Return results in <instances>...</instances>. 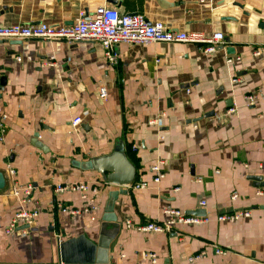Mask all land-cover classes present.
I'll list each match as a JSON object with an SVG mask.
<instances>
[{
    "label": "crops",
    "instance_id": "1",
    "mask_svg": "<svg viewBox=\"0 0 264 264\" xmlns=\"http://www.w3.org/2000/svg\"><path fill=\"white\" fill-rule=\"evenodd\" d=\"M100 6L173 31L221 32L224 41L212 54L189 43H120L114 62L97 43L0 42V264H62V244L98 241L109 192L118 188L99 185L94 215L74 217L58 205L81 208L80 195L55 186L102 182L75 162L109 155L118 141L136 168L134 183L149 187L118 196L110 264H264V197L256 195L264 188L249 180L264 175V54L253 56L264 47V0H0V27L70 25ZM159 161L165 175L154 185L150 168ZM29 183L34 190L21 202L13 188ZM167 209L204 210L207 221L171 234L133 229L166 221ZM230 209L250 216L218 221ZM21 210L38 217L7 233Z\"/></svg>",
    "mask_w": 264,
    "mask_h": 264
},
{
    "label": "built area",
    "instance_id": "2",
    "mask_svg": "<svg viewBox=\"0 0 264 264\" xmlns=\"http://www.w3.org/2000/svg\"><path fill=\"white\" fill-rule=\"evenodd\" d=\"M41 39L46 41H62L69 44H77L82 42L97 43L104 51V55L109 62L115 61L114 48L120 43L126 44H152V43H189L199 46L204 54H212L223 43L224 35L221 32H213L205 35L199 32H180L168 29L161 23H148L140 14H120L117 10L100 6L94 10L90 16H85L83 12L70 25H48L45 23L35 24H15L8 27H0V42L14 40H29ZM264 54V47H258L253 50V56L259 57ZM232 58L227 57L226 64L230 65ZM239 79H233L232 82H237ZM102 99L106 98L105 90H100L99 93ZM247 106L255 104V98L252 95L246 96ZM235 109L230 108L228 113H234ZM81 123L80 118H75L72 121L73 126ZM163 162L159 161L150 168L152 173V183L158 185L164 178L162 169ZM10 175L13 178L14 170H10ZM14 182V181H13ZM105 184L113 187L110 184L101 181H93L91 183H76V184H59L55 186V192L66 193L74 192L80 195L82 202L81 208L58 205L59 211L70 216L94 215L97 210L95 204V194H97L99 185ZM115 187V186H114ZM148 182L142 181L132 183L126 187L131 190L147 189ZM118 188V187H116ZM179 188H175L178 191ZM34 187L32 184L23 186L15 185L13 188V196L19 198L21 202H26L30 198ZM257 196L264 197V192L258 190ZM237 197L232 195V199ZM200 206L204 207L205 202H200ZM164 214L168 217L163 222L147 221L141 225L132 227L130 221L126 222L128 228H133L141 233L148 234H171L175 232V227L184 225H199L207 221L204 217H196L187 215L177 209H167ZM250 212L247 210L235 211L229 214L218 216V221H237L242 218H248ZM38 217L37 211L21 210L11 219L7 233H11L20 226H29ZM216 254H223L221 250H215ZM152 263L156 262L154 254L146 255Z\"/></svg>",
    "mask_w": 264,
    "mask_h": 264
},
{
    "label": "water",
    "instance_id": "3",
    "mask_svg": "<svg viewBox=\"0 0 264 264\" xmlns=\"http://www.w3.org/2000/svg\"><path fill=\"white\" fill-rule=\"evenodd\" d=\"M20 43V40L9 41L10 45H18ZM227 53L234 54L235 51L233 48H228ZM75 166L81 170L96 172L105 183L118 187V189L109 192L105 212L101 218L102 223L98 241L93 243L84 237H79L76 240L62 244L60 246L62 264H110V245L120 229V225L114 215V204L119 195L127 194L125 188L131 186L137 179L136 168L130 162L122 141L117 142L111 154L93 158L86 162H75ZM249 180L254 183L255 187L264 188V175L262 177L249 176ZM4 186L5 179L3 174L0 173V190ZM231 212H233L232 209L223 210L220 214ZM187 214L204 217L206 212L204 210H196Z\"/></svg>",
    "mask_w": 264,
    "mask_h": 264
},
{
    "label": "trees",
    "instance_id": "4",
    "mask_svg": "<svg viewBox=\"0 0 264 264\" xmlns=\"http://www.w3.org/2000/svg\"><path fill=\"white\" fill-rule=\"evenodd\" d=\"M125 149H126V152H127V156H128V155H129V154H128V148H127V147H125Z\"/></svg>",
    "mask_w": 264,
    "mask_h": 264
}]
</instances>
